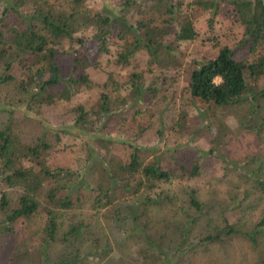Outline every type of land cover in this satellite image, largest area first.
<instances>
[{
	"label": "trees",
	"instance_id": "1",
	"mask_svg": "<svg viewBox=\"0 0 264 264\" xmlns=\"http://www.w3.org/2000/svg\"><path fill=\"white\" fill-rule=\"evenodd\" d=\"M83 1L71 0L68 12L57 11L42 2L29 14L17 16L16 26L1 22L13 12L12 8L3 9V18H0V87L24 95L29 109L32 105L41 107L67 102L72 96L71 84L90 87V80L84 71L99 66L97 57L108 56L116 67L127 68L133 66L132 61L137 55L142 54L146 57L144 69L133 66L134 69L124 81H116L112 72L106 74L94 112L100 120L99 124L116 116L121 122L127 119L133 121L134 135L140 136L154 128L161 135L162 126L172 132L184 126L190 111L198 114L202 128H205V118L214 110L235 107L243 110L239 120L241 130L253 136L252 143L260 146L257 151L263 150L262 0L229 1L233 19L242 27L241 36L233 49L214 43L212 46L216 52L211 58L186 61L182 75L185 84L177 107L174 104L167 106L166 103L170 97L167 96V82L171 77L168 72L170 68L183 65L176 57L178 45L196 38L194 24L201 12L209 13L207 26L211 27V19L217 9L214 0H181L174 3V0H119L118 12L109 15L101 12L91 15L79 13ZM140 3L143 5L139 6ZM134 8L137 17L130 21L127 15ZM80 28L93 30L88 40L90 48L74 36ZM112 44L116 48L110 53L109 46ZM237 53L241 56L238 59L234 57ZM15 63L20 66L21 77L26 79L25 82L16 77ZM65 70L76 74V79L64 81ZM215 79L219 82L215 83ZM164 103L161 109H153ZM113 108L120 109L112 113ZM8 113L7 119L11 116V112ZM73 113L75 125L82 128L88 120L87 113L80 106L75 107ZM9 130L7 124L0 130V170H6L2 177L4 184L15 188L18 195L16 206L9 207L6 194H0V212L5 216L4 232L14 235L10 227L12 222L21 220L24 225L40 213L45 216V223L42 228L44 236L37 245L39 259L31 253L36 249L24 247L26 242L20 239V243L10 247L8 256L0 264H42L40 249L45 244L60 243L72 247L70 239L81 241L82 225L71 224L62 231L63 221H59V217L61 212L79 204L78 193L83 186L78 180H72L73 172L49 166L46 155L49 147L41 138L24 143ZM218 132L219 139L212 141L215 145L207 151L196 150V159L188 163L173 157L166 164L163 158L146 160L138 154V149L128 145L131 152L126 160L109 159L108 167L102 168L105 183L96 187L101 195L93 199V208L123 205L127 207L132 222L137 221L140 215H145L146 211L167 210L177 221L179 235L184 239L183 245L192 232V224L199 225L195 239L203 245H218L223 239L233 237L247 240L252 249L258 246V241L264 244L263 212L258 214V221L248 230L239 229L223 215L224 207L235 205L244 214L256 203L262 202L264 179L260 176L264 163H261L260 158L252 157L238 165L218 154L217 147L225 143H222V137L227 134L226 126H219ZM227 141L230 142L229 137ZM206 157L220 160L224 174L228 168L235 172L236 182L233 183L239 193L223 201H201L192 188L172 190V186L180 181L198 178ZM250 163L255 165L254 169L248 168ZM161 185L170 186L171 189L161 190ZM179 194L184 197L179 199ZM187 212L194 216L190 217ZM94 246L96 248V244ZM188 246L194 252L196 246ZM16 257H19L17 261Z\"/></svg>",
	"mask_w": 264,
	"mask_h": 264
},
{
	"label": "rangeland",
	"instance_id": "2",
	"mask_svg": "<svg viewBox=\"0 0 264 264\" xmlns=\"http://www.w3.org/2000/svg\"><path fill=\"white\" fill-rule=\"evenodd\" d=\"M176 1L181 0L172 2ZM229 1L231 0H214L217 9L216 15L211 19V27L207 26L209 13L201 12L194 24L196 38L189 43L178 45L176 57L183 65L170 68L168 72L171 77L167 82L169 90L167 96H170L166 101L167 106L174 104L177 107L181 101L182 87L185 84L182 75L187 60L211 58L216 52L212 46L214 43L225 45L230 49L235 47L241 36L242 27L233 19ZM262 1L264 3V0ZM42 2L60 12H68L71 6V0H0L1 19L4 8L13 9L8 19L1 22L16 26L17 16L29 14L32 9L41 6ZM118 3L119 0H84L79 13L116 14ZM142 5L143 3L139 4V6ZM135 9L127 15L130 21H134L137 17ZM92 31L91 28H80L74 36L83 40L85 47L90 48L88 40ZM114 48H116L115 44L109 46L110 53L114 51ZM234 57L238 59L241 56L237 53ZM96 61L98 67H89L84 71L90 80V87L71 84L72 96L67 102L41 107L32 105L29 109L24 95L4 86L0 87V130L7 124L9 132L24 143H31L41 138L42 142L49 147L46 152L49 166L73 172L72 180H78L83 186L78 193L79 204L71 210L61 212L62 215L59 217V221H63L62 231L71 224L82 225L79 237L81 241L70 239L72 247H66L65 244L62 246L60 243L45 244L40 249L42 264H264L262 242L258 241V246L254 249L247 240L240 237L225 238L218 245L208 243L203 245V243H197L195 239L198 235V224H192V232L183 245L184 239L179 235L177 221L169 211L164 209L146 211L145 215H140L137 221L132 222L127 207L123 205L93 208V199L101 195L96 187L98 184L105 183L102 168L108 167L109 159L126 160L131 152L128 145L138 149V154L146 160H151L153 157L163 158L166 164L173 157L188 163L196 159V150L207 151L215 145L212 141L219 139L220 131L218 133L217 131L223 124L227 128V134L222 137V143H225L217 147L218 154L224 155L227 160L234 161L238 165L252 157H258L261 163H264V148L257 151L260 146L252 143L253 136L244 133L240 128L239 120L243 114L240 108L227 107L214 110L205 118L203 125H207V128L205 126L202 128L198 114L190 111L184 126L176 128L174 132L162 126L161 135L156 133V128L140 136L134 135L133 121L127 119L121 122L116 116L110 121L107 119L99 124L100 120L94 112L100 86L105 82L106 74L112 72L114 79L120 83L134 69L133 66L136 69H144L146 57L142 54L137 55L132 61L133 66L127 68L116 67L108 56H99ZM13 67L17 71L16 77L22 78L25 82L26 79L21 77L20 66L15 63ZM30 69L33 68L30 67ZM76 77L77 75L69 70L63 72L64 81L70 78L74 80ZM214 82L218 83L219 80L215 79ZM166 103L153 109H161ZM77 106L82 107L88 116L82 128L74 123L73 109ZM118 109L120 108H113L111 112L117 113ZM8 112H11L9 119H7ZM145 121L148 123L146 119ZM228 137L230 142L227 141ZM255 165L258 164L255 162ZM255 165L250 163L248 168L254 169ZM202 166L198 178L180 181L172 186V190L192 188L196 190L201 201L217 199L223 201L239 193L233 183L236 182L235 172L228 168L224 174L220 160L206 157ZM261 167L263 172L260 177L264 179V166ZM5 172L6 170H0V194L4 192L9 207H14L18 192L15 188L7 187L2 181ZM159 189L168 191L171 187L161 185ZM183 197L182 194L178 196L179 199ZM134 200L136 201L135 197ZM223 209V215L230 223L241 230H248L258 221V214L264 213V198L261 203H256L249 209L246 212L249 214L245 217L243 215L246 213L241 214L239 207L235 205ZM139 210L140 208L137 212ZM187 214L190 217L194 216L191 212ZM4 219L5 216L0 212V263L8 256L10 247L20 243V239L26 242L24 247L36 249L31 253L37 257V245L44 236L42 228L45 216L40 213L24 225L20 222L21 220L12 222L10 227L13 228L14 235L4 232ZM188 245L196 246L194 252ZM17 259L19 257L15 260Z\"/></svg>",
	"mask_w": 264,
	"mask_h": 264
}]
</instances>
